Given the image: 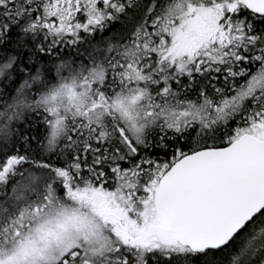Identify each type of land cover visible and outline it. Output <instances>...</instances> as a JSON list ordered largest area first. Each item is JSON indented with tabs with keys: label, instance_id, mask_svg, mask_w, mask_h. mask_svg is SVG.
Here are the masks:
<instances>
[{
	"label": "snow or ice",
	"instance_id": "1",
	"mask_svg": "<svg viewBox=\"0 0 264 264\" xmlns=\"http://www.w3.org/2000/svg\"><path fill=\"white\" fill-rule=\"evenodd\" d=\"M0 264H264V0H0Z\"/></svg>",
	"mask_w": 264,
	"mask_h": 264
}]
</instances>
